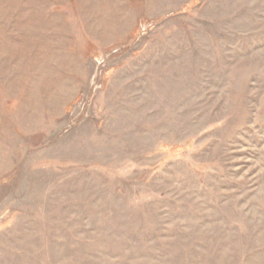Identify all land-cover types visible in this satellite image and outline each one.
Here are the masks:
<instances>
[{"label":"rangeland","instance_id":"rangeland-1","mask_svg":"<svg viewBox=\"0 0 264 264\" xmlns=\"http://www.w3.org/2000/svg\"><path fill=\"white\" fill-rule=\"evenodd\" d=\"M0 264H264V0H0Z\"/></svg>","mask_w":264,"mask_h":264}]
</instances>
